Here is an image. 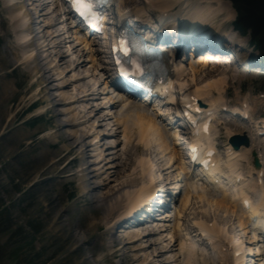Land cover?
I'll use <instances>...</instances> for the list:
<instances>
[{"label": "rangeland", "instance_id": "374dc122", "mask_svg": "<svg viewBox=\"0 0 264 264\" xmlns=\"http://www.w3.org/2000/svg\"><path fill=\"white\" fill-rule=\"evenodd\" d=\"M133 1L135 5L142 2V0ZM224 1H228L232 8L229 0ZM33 2L39 4L37 0H33L30 3L33 5ZM50 2V7L56 10L55 1L52 0ZM32 5L30 8H33ZM181 5V0H179L178 4L172 6L173 11L178 12L179 9L182 12L181 10L183 9V12H186V9L181 8ZM41 12L43 10L40 11L42 15ZM55 12L58 24L54 30H62V32H58L63 33L65 44L61 43L60 47L55 48L58 41L56 39V41H53L54 43L49 41L53 49H48L45 52L39 47L40 51L38 50L31 59H27L26 56L30 54V48L23 50L18 45L22 41L21 34L18 32L19 24L13 22L11 14L5 8V0H0V264H144L145 262L150 264H204V262L207 264H232L234 260L233 247L227 242L236 240L238 244L242 241V245L248 247L250 245V242L248 243L249 237H251L252 232L248 230L245 233L238 226V219L241 216L239 209H231L234 212L230 210L227 212L213 205H207L208 203H205V200V202L196 200V195L200 191H196V189H199V187L192 189L188 203L185 207L182 206L184 210L180 209L185 189L194 183L193 180L189 181L191 178L182 183L183 191L178 199V204L180 201V215L176 217L177 225L175 219L172 222L169 221L170 223H163L162 225L164 226L162 228L165 227L166 231L160 232L158 236L156 234L154 237L150 236L142 239L138 244L134 242L127 245L126 243L129 240L127 237L120 243L122 244L121 248H119V244L117 245L120 242L118 239L114 244L110 243L109 233H112V228L109 229V226H106L109 218L108 211L106 212L105 210L107 205L103 204L107 199L96 203L95 197L99 195V192L87 195L85 193L81 194L78 187L80 174L78 171L81 168L79 149H77L78 145L75 146L73 144L74 139L70 135L74 134L75 131L78 134H91L83 144L91 143L92 147L90 146V148L94 149L91 151L93 157L88 158L87 161L95 162L96 164L92 168H95L96 172L93 174H100L97 180L92 179L89 181L90 187H93L98 181H103L105 184L109 183L103 192L110 189L115 194L117 190L120 192L114 197V200L112 199L113 202L111 199L109 202L110 207L112 204L116 206L110 226L113 225L114 221L124 217V210L130 205L129 196L134 193H131L132 189H126L128 190L126 192L120 191L117 185L130 179L128 175L131 173L141 176L137 178L139 185L146 183V179L143 180L145 176L136 163L139 156L140 158L150 159V171L148 175L146 174V178L151 176L154 183L159 178L172 183L177 176V171H174V167L162 172V169L171 165L173 160L171 162L168 155L161 153V150L154 142L151 141L145 150L133 148L131 144V148H128L129 145L124 144L121 128L116 127V120L107 117L105 118L106 120L101 121L103 116L106 115L107 109L105 110L104 108V101L107 97L99 94V92L104 90V86L100 83L102 76L96 69L97 58L96 60L90 58L88 47L85 48L79 41L71 37L73 29L69 28L70 25L65 23L58 11ZM41 15L38 16L37 20L40 18L38 27L40 26L43 29L47 23L46 20L50 18L46 16L47 19L46 17L44 19ZM52 30L45 28L43 33L38 35H50L49 33H52ZM244 37L246 40L243 41V44L249 45V38L247 36ZM60 50H69L72 52V59L85 61L82 63L79 73L87 75L86 83L96 84V88L93 90L98 95L94 97V102L76 103L70 107L67 105L71 104L60 108L53 107V109L50 108L49 112L42 116V109H36L46 106L47 103L43 99L45 84L44 86L40 85L42 73L40 68L49 67L52 69L43 76L49 77L50 75L55 77L56 79H54L57 81L52 83L53 86L56 84L59 86L62 84L67 85L74 75V73L72 75V72H70L72 70L66 66V63L62 64L63 61H59L58 53ZM48 53L50 55L46 57ZM246 53H249L248 49L245 51ZM32 59L36 60L39 69L38 74L31 72L34 66ZM185 67L186 71L184 72L183 80L185 79L186 82L184 80L183 83L186 85L188 82L187 85L192 86L193 89L195 87H203L214 77H226L222 90H219L222 101L226 103L238 104L244 101L248 98L247 92L252 88V96L247 100V103L254 109L253 119L257 120L264 113V98H260V95L264 94V77H259L255 82L251 81L250 78L248 79V77L242 81H237L236 71L224 67L215 69L217 71L213 70L214 73L204 70L201 73L202 76L197 74L200 76L199 78L196 75L192 76L187 65ZM43 76L42 78H44ZM187 76L189 77L188 79ZM208 77L210 78L208 79ZM192 79L194 80L192 81ZM197 79L199 80L197 81ZM201 81H204V83ZM193 82L194 85H192ZM81 86L82 82L75 85L71 84L70 87L64 86L60 91L54 92V95H57L56 102L61 97L67 99L75 96L78 92L77 88ZM212 94L217 97L218 92L214 91ZM50 98H52V95ZM91 104L93 107L89 109ZM72 107L77 109L76 112L67 110L66 112L69 113L66 115H58L65 109H72ZM96 108L99 111L96 110V112L94 111L95 113L87 112L86 118H89L87 122L81 123L82 119L80 123L76 121L80 125L73 128L63 126V124L70 125L73 119L81 116L77 114V111L82 109L94 110ZM103 125L111 129L112 132L115 130L116 135L113 137L104 135L109 133V129L106 131V129H103ZM249 131L253 133L250 130V126L245 123L228 125L223 129L214 131L212 140L218 145H226L227 133L230 132L232 135L245 132L243 134L253 136ZM111 137L116 146L111 149L107 145L104 151L102 147L105 145V140L103 139L110 140ZM51 139L55 142H52ZM93 145L96 146L94 147ZM177 149L180 153L182 152L180 147ZM251 150L256 152V154L263 155L264 141L250 142V146L239 151V165L244 173L253 168ZM123 151L130 156L127 164L123 162L125 160ZM144 153L147 156H143ZM219 154L223 158L221 150ZM116 157L117 160L115 159ZM179 157L180 160L183 158L182 161H184L183 153L179 154ZM103 160L104 163L102 162ZM168 161L171 164L168 165ZM100 162L102 163L99 164ZM117 164L121 167L114 168V166H118ZM112 171H116L117 174L109 175ZM197 182V184H201L199 180ZM262 184L261 186L264 187V179ZM261 186L258 187L254 180H249L244 186L256 203L260 200ZM171 187H173V184H171ZM193 190L197 193H193ZM204 224L209 229L212 228L211 230H214V232L215 230L218 231V233L213 231L207 233V238L212 240L208 243V246L200 242L198 247L193 248L194 255L185 258V252H182V250L192 249V247H181L182 237L188 239L186 241H189V239L199 241L201 237L198 235L197 226ZM175 225L180 226L178 230H173ZM158 226H161V224ZM138 230H141V228L137 229L136 232L139 237H142ZM126 232L127 229L122 232L123 235ZM155 239L161 240V244L158 246L150 245V242ZM202 241L204 242V240ZM167 244H171L173 247L168 249V253L162 256L158 255V251ZM139 246L145 247V250H135ZM261 246L262 243H260V246H252L251 248L256 247V250H258ZM210 248L214 250L211 249L212 251H209ZM124 251L128 252L124 253ZM258 252H260V249ZM199 253L204 255L206 259L200 261L202 257H200ZM165 258H168L171 262L164 263Z\"/></svg>", "mask_w": 264, "mask_h": 264}, {"label": "bare ground", "instance_id": "6f19581e", "mask_svg": "<svg viewBox=\"0 0 264 264\" xmlns=\"http://www.w3.org/2000/svg\"><path fill=\"white\" fill-rule=\"evenodd\" d=\"M31 1H33V0H8V5L5 7L6 10L11 14L13 22H15L16 24H19V32L21 34V37H22L21 40L22 41H20V43L18 45L20 47H22L23 50L30 48V51H29L30 54H27V56H26L27 59H31L33 57V55L36 54V52L38 50L40 51L39 47L42 48L43 51H45V52H47L48 49H51L53 46L50 44L51 42H49V41H52V42L56 41V40L58 41L56 43L55 48L60 47L61 43L65 44V42H64L65 39H61L63 33L62 34L59 33L58 29L54 30V28H56V26L58 24L57 18L47 19L46 16L50 17L49 15L51 13L46 12L45 11L46 6H44L42 4L38 5L39 7H41L40 11L43 10V12H41L42 15L40 14V11L38 14H40L42 18L44 17V19L46 17L47 23L45 24V27L43 29H41L40 26H39V28L34 27V25L36 26L38 24V22L36 21L38 16L36 15L35 7L30 8V6L32 5V3H30ZM48 1L50 2V0H48ZM48 1H47V3H48ZM131 1H133V0H114V3L116 5L115 11H116L118 17L122 18V17L128 16L129 13L134 14L136 12H139L143 17H145L146 19H149V17H151V15L154 11V12H158V15H157L158 20H160L162 23L170 22V21H172L173 18H174L173 21H175V18L180 19V20L182 19V20H184L183 27H189L191 30L199 31V32L206 31V30L217 32L216 28H218L220 26V24H222L224 21H227V22L232 21V19L234 18V11L230 7L228 1L226 2L224 0H193L191 2L189 0H181V3H182L181 6L182 7L181 6L180 7L185 8L186 12H183V9L181 10L182 12H180L179 9H178V12L173 11L174 9L172 8V6L178 4L179 0H142V2L137 4V5H135L134 1H133L134 3ZM37 2L40 3V0H37ZM33 4H34V2H33ZM48 5H49V3H48ZM159 14L164 15L163 16L164 18L163 19L160 18ZM150 26H152L151 23H150ZM45 28L51 29V30L53 29L52 33H49L50 35L40 36V37H38L39 39L36 38V39L32 40L33 42H29V39H30L29 36L33 35L35 37L38 34L40 35L43 33V30ZM72 31L73 32H72L71 37H73L75 40L79 41L80 44L84 45V47L86 48L88 43L85 41V39L78 35V31H76L74 29ZM225 32H226L227 36H230V37L232 36L231 32L228 33L226 30H225ZM27 37H29V39ZM32 39H33V37H32ZM38 40L41 41V44L36 43ZM203 40H204V38L200 37V41L202 42ZM212 42H213V40L208 41L209 45ZM214 48H216V47L214 46ZM202 51L203 50H201V52ZM58 54L60 57L59 61L60 62L63 61L62 64L66 63V66L68 68L69 67L71 68L72 71H70V72H72V75L74 73V75L73 76L71 75L72 78H71L70 82L68 81L69 83L67 85H64V84L61 85L60 84L61 86H59L58 84H56L53 86L52 83L57 81V80H55L56 78L53 76H50V75H49V77L43 76L44 74H46L47 72H49L52 69H50L49 67L48 68L47 67L46 68H40V71L42 72L41 77H40V79H41L40 85L44 86V84H45V87H44L45 89H43L44 90L43 91V99L47 102L46 106L50 107V108H53V107L60 108V107H63L64 105H67V104H71V105H67L68 107H70L76 103H82V102H88V101L94 102V100H95V98H94L95 95L93 92V86L94 85L92 84L93 85L92 86L91 83H89V82L86 83V81H85L87 78L86 74L79 73L80 68H82V65H83L82 63H84L85 61H83V60L79 61V59L78 60L69 59V56L72 55V52L60 50V52ZM49 55L50 54L48 53L46 57H48ZM200 57H201L200 61L196 62L195 60H190L188 62L189 66H190V69H188V70L191 71L192 76L193 75H196V77L198 75L202 76L201 73L204 72V70H209V73L210 72L214 73V71H217L215 69L225 67L222 64V62L220 61L222 58H219L218 55H210V53L204 54V52H203V54ZM197 60H199V59H197ZM208 61H214L215 64H211V66H209V65H207ZM32 62L34 64V66H33V69H31V72L32 73L35 72L38 74L39 69H38V65L36 63V60L32 59ZM216 64H219V65L217 66ZM236 65H237V63H235V67H236ZM213 66L215 68H213ZM56 67H58V65H56ZM181 68H184V65H182ZM185 69H183V71ZM230 70L233 71V67H231ZM188 74H190V73H188ZM188 74H186V75H188ZM42 76L44 78H42ZM179 76L180 77L183 76L182 71H179ZM200 76H198V77L200 78ZM205 77H207V76H205ZM244 77H245L244 73L242 71L238 70L236 80L237 81L242 80ZM188 78L189 77L187 76V79ZM209 78L210 77H208V79ZM225 78L214 77L209 82H207L203 87H195L194 88L195 96L198 97V100H197L198 105H199V103H201L202 107H204V111L213 112V116L211 115L212 117L215 116L216 110L222 108L223 102H222V98H221L219 90L220 89L222 90V88H223L222 85L225 84V81H226ZM193 80L194 79H192V81ZM198 80L199 79H197V81ZM201 80H203V79H201ZM204 81H205V79H204ZM204 81L203 82L201 81V82L204 83ZM80 82H82V86L77 88L78 92L75 94V96L67 98V99H64L61 97L56 102V100H57L56 96L57 95H54L55 94L54 92L60 91V89H63L64 86L70 87L71 84L75 85V84H79ZM185 82H186V80H185ZM187 83H186V85H187ZM198 83H200V82H198ZM200 84H196V85H200ZM180 85L186 86L184 83H180ZM192 85H194V82L192 83ZM214 91L218 92L216 99H214L210 96L211 93ZM51 95H52V98H50ZM201 96H204L205 98H203V97L199 98ZM106 99H113L111 101V105H112L111 108L113 109L111 112L114 114L111 116H114V119L116 118V121H115L116 127L119 126L121 128L122 137L124 138V144H128L129 145L128 148L129 147L131 148V146H132L133 148H136V149L141 148V150L142 149L145 150V148L148 146L149 143H151V141L154 142L155 145H157V147L161 150V153L168 155V158L171 159V162L173 160L172 164H171V162L169 163V161H168V165L169 164H171V165L166 166L164 169H162V172H164V170L174 168V167H175L174 171L175 172L177 171L176 172L177 176H176L175 180L173 181L174 183L173 182L170 183V181L168 182V181H165L164 179H161V178L156 179V183H154L153 182L154 180L151 176L146 178V174L148 175V173L150 171L149 170V166L151 163L150 159H148V158L144 159L143 157L140 158V156H139L136 160V163L141 168L140 171L145 176V178L143 180L146 179V183L139 185V183H137V178H140L141 176L139 174L131 173L130 175H128L130 179H128L126 182L123 181V183H120L119 185H117V186H119L120 191L126 192V191H128L126 189H132L131 193L134 192L133 195L129 196L130 205H128L127 209L124 210L125 213L123 216H127V214L130 215V213L136 208V206H138L140 203H142L147 198L149 192H151L152 189H156L157 187H160L162 189L163 188L164 189L170 188L171 184H173L172 189H174V187L179 188L180 183L182 185V183H185L186 181L189 180L188 178L192 177V174H191V176L189 175L191 172V170L189 168H191V167L186 166L181 160L179 161V159H180L179 154H181L183 152V150L180 153L175 146L174 140H169L168 137L165 134H163V127L160 128L161 124L157 120V116L151 115L149 113L150 110L147 107L141 106V104L139 102H136L135 100H131V99L122 100L120 95H114L112 93H110L109 97ZM174 100L177 103V99L171 95V97L168 101L173 103ZM180 102L185 104V103H187V100L184 98V96H182L180 98ZM195 105L198 106L197 104H195ZM92 107H93V105L91 104V107H89V109H91ZM123 107H125V108L121 111V109ZM89 109H87V110L82 109V110L77 111V114H79L81 116L79 118L72 120V123H71L72 126H71V124L70 125L69 124H65V125L63 124V126H69V127L73 128L77 125H80L77 123L78 122L80 123L82 119L83 120L81 123L87 122L89 120V118H86L87 112L95 113L96 110H98L97 108L94 110H89ZM162 109L163 108H157V110L159 111L158 112L159 115H163L166 119L171 120L172 117L167 115V113H166L168 109H166V110H162ZM195 109L197 110V107H195ZM67 110H69V112H72V111L76 112L77 109H75V107H72V109L67 108L59 115H61V116L66 115L67 113H69V112H66ZM171 113L173 114V112H171ZM106 116L107 115H104L103 118L101 119V121L106 120L105 119ZM76 121H78V122H76ZM259 130H260V133L258 134L259 135L258 137H260L259 139L264 140V138H262L263 136L261 135V134H263V132H261V128L257 129L256 132ZM196 131H197L196 136H199V137L195 138V142H198L200 144H204V141H205L207 143L208 142L207 140L209 137L208 134H210V133L207 132V133L202 134L200 126L197 127ZM210 132H211V128H210ZM177 134L178 133H176L175 135H177ZM90 135L91 134H88V133L78 134V133H76V131L74 134L70 135L74 139L73 144H75V146L78 145L77 149H79L78 152L80 155L79 160H80V167L81 168H79V171H78L80 173L79 179H78L79 180L78 187L81 191V194L85 193L87 195V194L99 192V195H97L95 197L96 200L94 199L96 203H98L99 201H102V200L104 201V199H107L103 202V204L107 205V208L105 210H106V212L108 211V218H109L107 220L109 222L107 223L106 226H109L108 228L111 229V228H113L114 225H116L121 220V218L114 221L113 225L110 226L112 223L111 220H113V214L116 210V206L114 204H112V206L110 207L109 202H110V199L114 200V197L116 195H118L120 192H118V190H117V193L115 194V193L111 192L112 189H110L109 191L103 192V190L107 187V184H109V183L105 184V183H103V181H98L93 187H90L89 181L92 179L97 180L98 179L97 177L100 174V173L93 174L94 172H96V169L92 168V166L95 165L96 163L87 161L88 158L93 157L91 155V151H93L94 149L90 148V146L92 147L91 143L83 144V142L86 141V139H88L90 137ZM104 135L114 136V135H116V131L114 130L113 132H110V129H109V133H106ZM227 135L229 137L231 135V133L229 132V133H227ZM107 136H106V139H107ZM246 136L251 139L250 142H252V143H254V141L258 140L255 138V137H257V135L254 136V134H253V136H249L247 134ZM176 137L178 138V136H176ZM50 138H52V137H50ZM125 140H126V143H125ZM51 141L55 142L52 139H51ZM135 141L137 143L134 144L133 142H135ZM139 143H141V144H139ZM130 144H131V146H130ZM109 147L112 148L111 145H109ZM186 148L184 150H186ZM231 149H232L231 146H229L228 152L226 153V158H227L225 160L226 161L225 162L226 170H224V168H222V170H221V167H218L222 160L220 159V157L218 155H216L217 169H216V167H214V168H211V169L206 170V171H202V170L201 171L200 170L195 171V174L200 176L198 178L200 181H202V185L197 184L198 180L196 178L189 180V181L193 180L194 183L191 186H188V188L191 187L190 188L191 191H190V189L188 190V188L185 189L186 191L184 194L183 201H181L182 203H181L180 209L182 208V206L185 207L186 204L188 203V198L190 197V192L192 193V189H196L194 187H199V189H196V191L200 190L198 193L193 190L194 191L193 193H195V194L197 193V195H196L197 199L195 198L196 200H199V201L205 200L206 202L205 201L204 202L208 203L207 205H213L217 208H220L221 210L224 209L227 212H228V210H230L231 212H234L235 209H239L241 216H239V219H238V226L241 228V230H243V232L246 233V232H248V229H249L250 223H251L250 219L246 215H250V214H252V212L254 213V211L252 210L251 213L249 212V213L245 214V209H244V207L241 206V203L243 202L244 199L250 201L248 196L244 194L245 192L248 194V192L245 190L247 188H245L244 186L249 180H254V183L256 181V183L258 184V187L263 185L262 183H263V179H264V163H263L264 160H262L261 167L259 169L258 168L257 169L252 168L249 171L244 173L242 171L240 165H239V162H240L239 161V159H240L239 154L240 153L238 151L231 150ZM240 150H242V149H240ZM88 153H89V155H88ZM123 153L125 155V158H124L125 160L124 161L122 160V161L127 164V162L130 160V156L127 153H125L124 151H123ZM115 159L117 160V157ZM118 167H121V166L120 165L114 166V168H118ZM136 169H134V170H136ZM150 169H153V168H150ZM136 171H138V170H136ZM112 174L115 175L117 173H116V171H112V172H110L109 175L112 176ZM202 179H205L207 181V183L204 182ZM177 180L179 181V183H177L178 182ZM208 183H210V184H208ZM186 185H188V184H186ZM192 186H193V188H192ZM219 188L221 189L220 191L218 190ZM260 188H261L260 200L258 203H255V205H256L257 209L260 211V213L262 214L263 219H264V187L261 186ZM180 192H181V190H180ZM113 200H112V202H113ZM179 206H180V201H179ZM179 206H176L175 215L173 216L175 221H176V225H177V218L176 217L180 215ZM108 208H109V210H107ZM182 209L184 210V208H182ZM231 209H234V210H231ZM258 210H256L257 213H259ZM263 223H264V221H263ZM176 225L173 226L174 227L173 230H178V228L180 227L179 225L178 226H176ZM157 226L158 225L155 224V227H157ZM161 226H164V225H161ZM142 227L144 228L143 224H137L136 223L135 225H133L132 227H129V229H127V232L125 233V235H121L120 237H118V236L116 237V236H114V234H112L110 232L109 233L110 243L114 244V242L117 240V238H120L121 239L120 243H122V241L125 240L127 237V239H129L126 243L127 245L132 244L134 242H137V244H138V242H140L142 239H146L150 236L154 237L156 234L158 236L160 234V232L165 230L164 228L157 229L154 231L147 229L143 233L140 232L142 234V237H139L138 233L136 231H137V229H140V228L142 229ZM197 228L199 231L202 230L201 234L206 238L208 237L207 233H210L212 231L214 232V230H211L212 228L209 229L208 227L205 226V224L197 226ZM121 232H124V231H121ZM216 232L218 233V231L215 230L214 233H216ZM127 235L130 236L131 238L128 237ZM251 238H252V241L251 240L248 241V243L250 242L249 243L250 245L248 247H244L242 245V241H240L237 244L236 240H233V242H231L232 240L230 239L231 241H228L227 243H230V245L233 247L232 250L234 253L239 252V250L242 253H244V252L249 253V252H251V249H252L251 247L254 246L253 242L259 240V237L255 234V232L253 233V236ZM208 240H211V238H208ZM160 244H161V240H158V239L157 240L155 239L153 242L152 241L150 242V245H154V246H158ZM172 244H174V243H172ZM196 245H197V242H195L193 239H189L188 243L186 242L185 239H183L181 241V247H183V248L192 247V249L182 250V252H185V254L183 253L185 255V258H188V257H191L192 255H194L193 248H195ZM123 247H124V245H123ZM163 247L164 248H162L158 251V255L162 256V255L168 253V249L172 248L173 245L167 244ZM211 249H213V248H211ZM135 250L142 251V250H145V247L139 246V247L135 248ZM209 251H212V250H209ZM258 251H259V249L257 250V252ZM126 252H128V251H124V253H126ZM201 253H199L200 257H202V259L200 258V261L206 259L205 256L202 255ZM243 257H244L243 260L238 263L240 258H239V256L235 255L234 260H233L234 264H236V263L246 264V257L245 256H243ZM211 259H213V258L211 257ZM170 262L171 261H169L168 258H165L164 263H170ZM144 264H150V263L145 262ZM204 264H207V263L204 262Z\"/></svg>", "mask_w": 264, "mask_h": 264}, {"label": "trees", "instance_id": "16d2710c", "mask_svg": "<svg viewBox=\"0 0 264 264\" xmlns=\"http://www.w3.org/2000/svg\"><path fill=\"white\" fill-rule=\"evenodd\" d=\"M238 16L234 23L241 33L251 34V42L264 52V0H229Z\"/></svg>", "mask_w": 264, "mask_h": 264}, {"label": "snow or ice", "instance_id": "6c2138e0", "mask_svg": "<svg viewBox=\"0 0 264 264\" xmlns=\"http://www.w3.org/2000/svg\"><path fill=\"white\" fill-rule=\"evenodd\" d=\"M95 4L96 0H72V5L80 10L82 14H94Z\"/></svg>", "mask_w": 264, "mask_h": 264}, {"label": "water", "instance_id": "95a60500", "mask_svg": "<svg viewBox=\"0 0 264 264\" xmlns=\"http://www.w3.org/2000/svg\"><path fill=\"white\" fill-rule=\"evenodd\" d=\"M229 142L234 146V147H238L240 145H244V146H248V140L246 137L244 136H233L232 138H230ZM255 167L258 166V162L255 160L254 163Z\"/></svg>", "mask_w": 264, "mask_h": 264}]
</instances>
